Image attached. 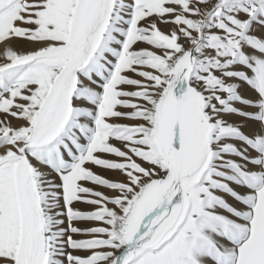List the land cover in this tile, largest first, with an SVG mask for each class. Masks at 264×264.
<instances>
[{"label":"snow or ice","instance_id":"6c2138e0","mask_svg":"<svg viewBox=\"0 0 264 264\" xmlns=\"http://www.w3.org/2000/svg\"><path fill=\"white\" fill-rule=\"evenodd\" d=\"M0 264H264V0H0Z\"/></svg>","mask_w":264,"mask_h":264}]
</instances>
